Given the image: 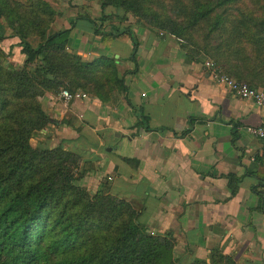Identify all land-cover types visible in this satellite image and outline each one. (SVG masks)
<instances>
[{"label":"crops","instance_id":"obj_1","mask_svg":"<svg viewBox=\"0 0 264 264\" xmlns=\"http://www.w3.org/2000/svg\"><path fill=\"white\" fill-rule=\"evenodd\" d=\"M46 1L59 12L49 31L70 28L68 50L85 61L113 59L124 90L66 108L46 93L50 123L32 145L75 153L79 184L129 202L149 232L172 234L184 262L216 248L236 264H264L263 143L246 130L264 123V107L213 82L210 59L165 31L92 0ZM7 31L0 61L22 66Z\"/></svg>","mask_w":264,"mask_h":264},{"label":"trees","instance_id":"obj_2","mask_svg":"<svg viewBox=\"0 0 264 264\" xmlns=\"http://www.w3.org/2000/svg\"><path fill=\"white\" fill-rule=\"evenodd\" d=\"M97 1L264 89V0ZM58 14L46 0H0V39L9 28L25 56L22 66L0 61V264H236L216 248L208 261L184 262L172 234L149 232L129 202L82 187L75 153L32 145L50 123L39 100L46 93L67 89L106 101L124 90L113 59L85 61L68 50L70 28L49 31Z\"/></svg>","mask_w":264,"mask_h":264},{"label":"built area","instance_id":"obj_3","mask_svg":"<svg viewBox=\"0 0 264 264\" xmlns=\"http://www.w3.org/2000/svg\"><path fill=\"white\" fill-rule=\"evenodd\" d=\"M205 66L209 70V77L213 82L223 84L227 89L242 99L252 100L256 105L264 107V89L254 88L247 83L238 81L228 74L221 71V69L211 60L205 61ZM85 93L77 91L71 93L67 89H61L57 94V99L60 100L63 107H67L70 102L77 98L85 97ZM247 132L254 137L262 140L263 154H264V123L259 126H248Z\"/></svg>","mask_w":264,"mask_h":264},{"label":"rangeland","instance_id":"obj_4","mask_svg":"<svg viewBox=\"0 0 264 264\" xmlns=\"http://www.w3.org/2000/svg\"><path fill=\"white\" fill-rule=\"evenodd\" d=\"M92 1H94V2H96V3H98L99 4V1H97V0H92ZM48 3V2H47ZM49 5H50V3H48ZM99 6H100V4H99ZM56 7V6H55ZM54 8V7H53ZM106 8H111V9H113V10H115V9H117L118 10V8H115V7H113V6H107V7H105V9ZM55 9V8H54ZM119 10H121V11H123L122 9H119ZM128 17H131L133 20H137V21H139L140 23H142L143 25H145V26H148V27H150V28H154V29H157V30H159V31H163L162 29H159V28H155V27H152V26H150V25H148V23L147 22H145V20H143L142 18H139V17H136V16H134V15H132V14H128ZM201 56V58H204L202 55H200ZM199 56V57H200ZM135 209V208H134ZM153 234V233H152ZM204 257V256H203ZM203 257L202 258H200V257H191L192 259H190V261L189 262H191L192 260H193V258H197V259H203Z\"/></svg>","mask_w":264,"mask_h":264}]
</instances>
